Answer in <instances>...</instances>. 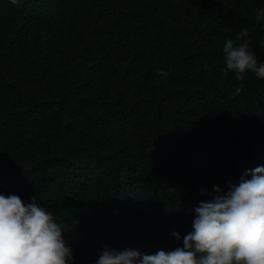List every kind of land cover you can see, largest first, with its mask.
Returning <instances> with one entry per match:
<instances>
[{"label":"trees","instance_id":"trees-1","mask_svg":"<svg viewBox=\"0 0 264 264\" xmlns=\"http://www.w3.org/2000/svg\"><path fill=\"white\" fill-rule=\"evenodd\" d=\"M243 28L264 61V0H0V193L35 195L73 264L182 246L264 165V78L223 71Z\"/></svg>","mask_w":264,"mask_h":264},{"label":"clouds","instance_id":"clouds-1","mask_svg":"<svg viewBox=\"0 0 264 264\" xmlns=\"http://www.w3.org/2000/svg\"><path fill=\"white\" fill-rule=\"evenodd\" d=\"M247 31L241 29L222 47L223 71H233L237 80L245 72L264 78V61H258L247 39L241 40ZM228 185L227 190L213 185L209 198L194 207L190 231L170 233L182 246L147 254L105 244L94 264H264V165L245 169L239 183ZM63 232L35 195L25 203L17 194L0 193V264H73Z\"/></svg>","mask_w":264,"mask_h":264}]
</instances>
